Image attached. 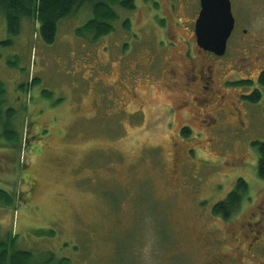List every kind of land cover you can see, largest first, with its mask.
Wrapping results in <instances>:
<instances>
[{"label":"rangeland","instance_id":"rangeland-1","mask_svg":"<svg viewBox=\"0 0 264 264\" xmlns=\"http://www.w3.org/2000/svg\"><path fill=\"white\" fill-rule=\"evenodd\" d=\"M134 2L115 6L114 30L99 40L78 32L94 15L83 6L52 44L31 18L11 37L0 12L4 107L19 135L14 143L0 132V189L13 200L0 201V240L16 239L30 264H205L207 230L236 246L237 227L212 210L238 179L249 191L232 219L264 226L254 147L264 142V96L242 99L261 88L264 0H240L234 12L254 39L233 36L212 61L193 35L198 0ZM203 64L216 87L254 83L225 88L202 110L194 83ZM222 106L232 111L215 112Z\"/></svg>","mask_w":264,"mask_h":264},{"label":"trees","instance_id":"trees-1","mask_svg":"<svg viewBox=\"0 0 264 264\" xmlns=\"http://www.w3.org/2000/svg\"><path fill=\"white\" fill-rule=\"evenodd\" d=\"M85 5H90L93 17L78 31L92 33L94 40L110 34L113 23L117 21L118 14L115 6H121L128 10L136 8L134 0H0V12L4 14L7 22V30L11 37L19 34L22 20L24 18L34 19L38 27V36L46 43L55 42L58 32V24L61 20L76 13ZM36 79L31 84H36ZM259 82L264 85V72ZM253 81L244 80L236 82L235 85H252ZM260 91L254 92L247 100L257 103L261 100ZM6 88L0 81V132L7 141L17 142L19 135L16 132L15 118L12 114L13 108H5ZM188 128L184 129V134ZM15 139H13V136ZM258 152L257 175L264 180V142L254 143ZM249 186L244 179H238L234 190L228 196L213 207V213L228 219L236 213L243 199L248 196ZM0 201L5 205L11 204L12 197L6 190L0 189ZM8 241L0 240V264H30L32 255L28 251L16 249V239Z\"/></svg>","mask_w":264,"mask_h":264},{"label":"flooded vegetation","instance_id":"flooded-vegetation-1","mask_svg":"<svg viewBox=\"0 0 264 264\" xmlns=\"http://www.w3.org/2000/svg\"><path fill=\"white\" fill-rule=\"evenodd\" d=\"M239 2H240V0H230L231 10H232V14L234 16L235 24H234V29H233V32L231 34V37L229 38V40L227 42V49H226L225 54L228 51V45L230 43V39L233 36H235V35L248 36L249 35L251 38L254 39V36H252L253 33L250 30L251 27L249 28L247 26V23H245L242 26V24H240L238 22L237 16L234 12V8L236 7V5H238V7L241 8L239 6ZM198 4H199V10H198L195 22H194L193 35H195V23H196L197 18L199 17L200 11H201V0H198ZM256 41H257L256 44L253 43L252 47H257L259 45L260 41L259 40H256ZM200 52L204 58L209 57L210 61L216 60L218 58L221 59V57H222V56H217L216 54H214L212 52L204 51L203 49L200 50ZM254 53H256V55L254 57L255 60H261V58L264 59V52H261L259 50V48L254 50ZM261 66L262 67L259 70V73H258V76L256 79V81H258L261 88L254 89L251 94H248L246 96L242 95V99L246 102L248 101L247 98L258 90L261 93V95H260L261 99L264 96V92L262 90V88H264V85H261L259 82L260 76L264 72V68H263L264 62L263 61H262ZM204 67H205V64H203V66L201 67V70H199L198 74H196L197 76L199 75V80H197L196 83H194V89H196L198 91L196 93L195 100L198 102H202L201 103L202 106L206 105V107H202V110H204L206 108L208 109L211 107H212V109H215V108H213L212 103L208 99L209 97H212L213 95L217 94V95H219V97L225 98L226 90H225V92H223L225 88L228 89V88H234L236 86H239V87L245 86V85H235V83L239 82V81H244V80L253 81L251 79H244V80L232 81V82H228V81L223 80L221 83V86L216 87V84L218 85V83H214L211 80L212 79V75H211L212 70H205V69L203 70ZM210 67H211V65H210ZM253 83H254V81H253ZM237 95H238L237 96V102H238V99L240 98V95L238 94V92H237ZM259 102H257V103H259ZM232 104H235V103H232ZM227 109L228 108H224V106L217 107V111H215V112L223 111L226 114H228L229 112L232 111L230 109L228 112ZM236 111H237L238 116H239V113H240V116L244 115V113L242 111H239L238 109ZM203 112L205 114H207L210 111L207 110V111H203ZM215 112H213V113H215ZM226 114H225V116H226ZM246 115H247V112H245V116ZM212 213H213V210H212ZM262 214H263V212H262ZM213 215L215 217L220 218V219H217L218 221H222L226 224H230L231 226L237 227L235 233L233 232V234H232L233 241L235 242L236 246L233 249H230L228 247L229 244L227 243V242H229V239L227 237L223 236L221 233H219V231L217 229L207 230L206 239H205V241H206V246H205L206 257L205 258L207 261L205 264H264V262L263 261L261 262V260H260V259H262L261 253L263 252V247H264V226L262 225L261 218L260 219L253 218V220L251 222H248V223L240 222V224H238L235 221L236 219H232V217L234 215H236V213H234L228 219H225V218L221 217L220 215H216L214 213H213ZM249 227H250V229H249ZM258 259L260 262L258 261Z\"/></svg>","mask_w":264,"mask_h":264},{"label":"water","instance_id":"water-1","mask_svg":"<svg viewBox=\"0 0 264 264\" xmlns=\"http://www.w3.org/2000/svg\"><path fill=\"white\" fill-rule=\"evenodd\" d=\"M234 24L230 0H201V11L195 23L197 45L204 51L223 56Z\"/></svg>","mask_w":264,"mask_h":264}]
</instances>
